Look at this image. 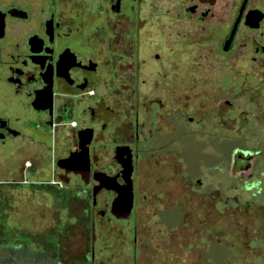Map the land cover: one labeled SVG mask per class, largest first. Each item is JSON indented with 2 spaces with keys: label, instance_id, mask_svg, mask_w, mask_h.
<instances>
[{
  "label": "flooded vegetation",
  "instance_id": "flooded-vegetation-1",
  "mask_svg": "<svg viewBox=\"0 0 264 264\" xmlns=\"http://www.w3.org/2000/svg\"><path fill=\"white\" fill-rule=\"evenodd\" d=\"M244 61L264 69V0H0V154L20 159L0 180V264H96L101 219L135 227L142 167L202 190L186 140L253 142L252 113L224 98ZM212 66L223 99L205 120L186 115L196 85L209 98ZM233 158L242 172L264 151ZM260 175L243 190L260 194ZM69 235L84 242L73 255Z\"/></svg>",
  "mask_w": 264,
  "mask_h": 264
},
{
  "label": "rangeland",
  "instance_id": "rangeland-1",
  "mask_svg": "<svg viewBox=\"0 0 264 264\" xmlns=\"http://www.w3.org/2000/svg\"><path fill=\"white\" fill-rule=\"evenodd\" d=\"M241 66V71L229 73L224 98L233 101L234 115L242 110L252 113L244 136L254 143L186 140L182 157L187 168L196 177L204 175V188L190 195L181 183L176 187L161 166L142 167L137 177L139 205L135 227L101 219L96 264H264V177L260 194L243 190L246 181L250 183L264 174L263 160L257 158L251 169L242 172L235 169L238 165L233 161L237 145L264 151V69L255 68L248 61ZM217 69H201V76H211L213 83ZM212 83L208 99L203 96L206 88L196 85L194 109L186 115L205 120L209 108L216 110L223 98L220 84ZM7 112L13 116L21 114ZM233 124L228 122L229 137L235 136L238 127ZM257 140L263 142L260 147L255 145ZM17 159L11 146L0 154V180L11 178V172L20 164ZM220 165L222 170L217 168ZM173 206H178V210H164ZM83 246L78 237L69 235L71 255Z\"/></svg>",
  "mask_w": 264,
  "mask_h": 264
},
{
  "label": "water",
  "instance_id": "water-1",
  "mask_svg": "<svg viewBox=\"0 0 264 264\" xmlns=\"http://www.w3.org/2000/svg\"><path fill=\"white\" fill-rule=\"evenodd\" d=\"M233 109V107H232V105L229 103V102H223L220 106H219V111H220V115L223 113V112H225V111H228V110H232ZM246 122L245 121H241L240 122V130H242L243 128H246ZM249 160H250V158L248 157V158H245L244 159V161H245V163H248L249 162ZM237 165H238V163H237ZM238 167H236L235 169H237ZM245 169H247L248 168V164H245V167H244ZM130 208V207H129ZM129 208H127V209H125V210H123V215L122 214H120L121 212L119 211V218H121V217H123V218H126L127 217V215L129 214V211H130V209Z\"/></svg>",
  "mask_w": 264,
  "mask_h": 264
}]
</instances>
